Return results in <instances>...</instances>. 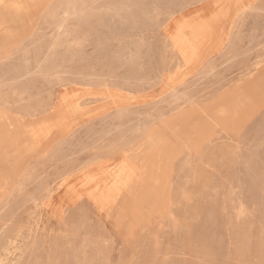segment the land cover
<instances>
[{"label": "rangeland", "instance_id": "obj_1", "mask_svg": "<svg viewBox=\"0 0 264 264\" xmlns=\"http://www.w3.org/2000/svg\"><path fill=\"white\" fill-rule=\"evenodd\" d=\"M0 264H264V0H0Z\"/></svg>", "mask_w": 264, "mask_h": 264}, {"label": "bare ground", "instance_id": "obj_2", "mask_svg": "<svg viewBox=\"0 0 264 264\" xmlns=\"http://www.w3.org/2000/svg\"><path fill=\"white\" fill-rule=\"evenodd\" d=\"M60 20H61V19H60ZM34 27H35V26H34ZM34 29H35V28H34ZM34 29H33V30H34ZM10 144H11V143H10Z\"/></svg>", "mask_w": 264, "mask_h": 264}]
</instances>
